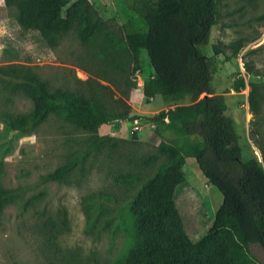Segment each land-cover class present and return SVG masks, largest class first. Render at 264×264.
I'll return each instance as SVG.
<instances>
[{
    "label": "rangeland",
    "instance_id": "1",
    "mask_svg": "<svg viewBox=\"0 0 264 264\" xmlns=\"http://www.w3.org/2000/svg\"><path fill=\"white\" fill-rule=\"evenodd\" d=\"M86 1L101 27L89 43L76 25L48 37L23 28L17 7L0 0V190L8 193L0 211V264H114L130 246V221L124 213L119 225L117 214L128 189L156 170L164 174L178 166L159 164L157 144L180 150L196 140L148 120L189 101H144L142 85L152 70L142 51L133 61L122 44L126 30L140 25L127 9L130 0ZM198 50L212 59L209 94L198 99L222 97L242 160L264 167V100L255 115L248 104L251 91L252 98H264V0H217L208 41ZM31 78L50 93L88 101L110 121L86 131L72 117L49 116L18 128L17 119L32 111L24 91ZM239 80L243 86L236 91ZM70 161L60 181L48 179ZM203 184L180 178L172 192L193 242L208 230L221 202L218 191ZM248 253L251 264H264L260 247L252 245Z\"/></svg>",
    "mask_w": 264,
    "mask_h": 264
},
{
    "label": "trees",
    "instance_id": "2",
    "mask_svg": "<svg viewBox=\"0 0 264 264\" xmlns=\"http://www.w3.org/2000/svg\"><path fill=\"white\" fill-rule=\"evenodd\" d=\"M217 0H130L127 9L139 26L126 30L122 44L133 61L142 51L152 76L142 85L145 102L186 98L189 103L162 111L148 120L196 140L180 150L163 142L157 145L161 157L192 158L207 184L221 195L208 230L197 241L186 235L172 198L180 181L178 166L164 174L154 171L129 188L124 208L118 211L119 225L128 217L130 246L114 264H251L248 248L264 252V167L256 160H242L236 128L225 115L219 95L209 94L212 59L198 50L208 41L214 24ZM18 10L23 28L37 29L44 37L62 33L73 25L89 43L101 32L86 0H5ZM243 86L239 80L236 91ZM24 91L32 111L16 121L18 128H32L49 116H68L79 129L90 131L110 118L88 101L62 91L50 93L43 82L31 78ZM254 97L256 99H254ZM252 91L249 110L256 114L260 101ZM164 119L167 122H164ZM73 162L55 169L48 179L60 181ZM8 193L0 190V211ZM105 198L104 200H106Z\"/></svg>",
    "mask_w": 264,
    "mask_h": 264
},
{
    "label": "crops",
    "instance_id": "3",
    "mask_svg": "<svg viewBox=\"0 0 264 264\" xmlns=\"http://www.w3.org/2000/svg\"><path fill=\"white\" fill-rule=\"evenodd\" d=\"M191 160H193V159L192 158H184V157H181V158H178V157L177 158L160 157V158L157 159L159 164H169L170 165V164H173V163L175 164L176 163L178 165V172H179L180 177H181V182H183L184 179H186L188 177V179H193L194 178L196 181L198 180L199 183L203 184L205 182L204 184H206L207 183L206 180L204 178L200 177V172H199L195 162L192 163ZM185 167H186V169H185ZM184 170L187 171L186 174H185Z\"/></svg>",
    "mask_w": 264,
    "mask_h": 264
},
{
    "label": "built area",
    "instance_id": "4",
    "mask_svg": "<svg viewBox=\"0 0 264 264\" xmlns=\"http://www.w3.org/2000/svg\"><path fill=\"white\" fill-rule=\"evenodd\" d=\"M164 122H167V120H166V119H164ZM136 123H137V122L134 120V121H133V124H135V125H136ZM137 129H139V128L135 126V127H134V130H137Z\"/></svg>",
    "mask_w": 264,
    "mask_h": 264
}]
</instances>
